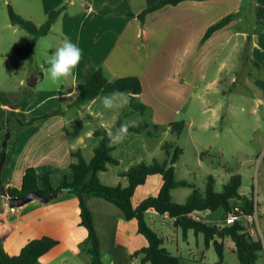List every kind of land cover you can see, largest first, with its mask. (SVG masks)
I'll list each match as a JSON object with an SVG mask.
<instances>
[{
	"label": "crops",
	"instance_id": "obj_1",
	"mask_svg": "<svg viewBox=\"0 0 264 264\" xmlns=\"http://www.w3.org/2000/svg\"><path fill=\"white\" fill-rule=\"evenodd\" d=\"M158 1L40 0L47 16L64 8L49 33L57 39L54 41L55 48L50 46L47 50L52 53L67 38L82 50V58L73 70L71 86H62L61 91L55 89L50 92L55 105L38 113L31 109L32 113L26 114L27 119L21 121L27 123L33 118L61 112L72 104L78 95V85L86 80L84 66L88 62L101 67L110 81L138 77L143 85L139 99L154 109V120H159L158 123H171L180 112L185 100L183 97L193 92H183L181 86L173 94L163 91L165 82L161 85L157 79L159 68L178 70V76L190 78L194 89L198 90L199 67L201 63L205 64V52L209 48H226L231 44L236 52L249 48V60L256 69L253 78L258 85L264 86V27L258 24L264 22V0H250L249 4L246 0L185 1L176 6H165L147 15L145 22L141 23L137 16ZM130 14L135 17H130ZM231 14H238L237 19L201 43L209 27ZM48 35L40 38L37 45ZM223 67L224 64H220V72ZM35 77L38 84L42 74L38 73ZM217 79H214V85ZM153 96L163 102L154 103L150 100ZM97 99L99 97L81 107L67 108L62 115L37 120L19 133L17 149L7 153L2 170V182L7 191L21 188L28 168H35L39 176L52 168L51 182L57 188L65 177H72L70 164L78 161L72 154L80 152L86 162L93 159L94 150L100 142L94 133L112 129L127 105L121 103L112 109L101 105L95 111ZM85 108L88 114H85ZM10 111L11 107L0 97V159L11 123ZM16 112L18 117L21 116V107ZM136 115L140 113L135 112L123 123L129 126L140 124V121L135 123L138 120ZM130 134L133 133H128L126 137ZM113 146L111 155L117 159L114 154L117 146ZM122 149L126 151L129 148L124 145ZM139 153L142 160L150 158L146 146H142ZM118 161V166H109L107 171L100 172L99 180L105 186L127 188L129 181L121 174L127 172L131 165L123 168L122 159ZM152 178L137 189L133 198L135 207L154 196L151 192H160L163 181L156 178L148 184ZM137 194L141 195V201H135ZM85 203L93 216L104 264H149L142 263V255L134 257L136 252L148 246L147 239L138 232L135 219L127 220L116 205L102 198L85 196ZM156 216L161 215L150 209L146 213V221ZM161 217L170 218L168 215ZM191 217L211 225L224 226V214L219 211L195 212ZM80 221L79 203L73 194H65L49 202L36 200L15 211H11L7 199L0 196V247L10 255H18L30 241L51 237L59 244L41 258L40 264H92L91 255L79 248L88 235L87 230L80 226ZM257 226L263 236L264 214L257 213ZM232 247L235 248L234 245Z\"/></svg>",
	"mask_w": 264,
	"mask_h": 264
},
{
	"label": "rangeland",
	"instance_id": "obj_2",
	"mask_svg": "<svg viewBox=\"0 0 264 264\" xmlns=\"http://www.w3.org/2000/svg\"><path fill=\"white\" fill-rule=\"evenodd\" d=\"M9 7L37 28L46 23L48 16L44 13L40 0H0V97L8 106L15 109L21 107L22 115L19 118L24 121L28 117L26 114L32 113L31 109L38 113L53 107L56 101L50 97V92L55 89L59 92L62 86L70 87L73 75L61 79L57 84H52L48 79L49 65L46 58L56 50L50 53L47 48L54 47V41L57 40L52 33L35 47L33 61L16 51V48L24 47L31 36L29 32L10 23ZM205 55V64L201 63L199 67L198 90L194 89L190 78L178 76V70L159 68L157 79L161 85L165 82L163 91L173 94L181 86L183 92L187 91L189 94L193 91L192 95L183 97L185 100L180 112L171 123L155 121L151 106H148L150 112L145 117L136 115L138 120L135 123H149V130L153 135L149 136L147 131L140 135L130 134L116 144L114 154L118 160L122 159L123 168L143 161L163 162L166 159L163 144L173 143L183 150L176 165L177 181L193 183L204 194L210 175L216 181L218 192L233 176L239 175L242 179L240 194L253 197L255 212L264 214V86L258 85L253 78L256 69L249 60V48H241L236 52L233 44L226 48L215 46L209 48ZM222 63L224 67L220 72ZM38 73L42 74V80L35 87H29V80ZM215 78L217 83L214 85ZM103 97L100 96L95 102V111H98V106L101 108L103 105ZM150 100L154 103L162 101L154 96ZM175 103L179 104L178 100ZM84 111L88 114L87 108ZM177 122L186 124L179 136L173 134L170 127ZM156 126L159 127L158 130H155ZM124 145L129 149L124 151ZM142 146H146L149 151L148 160H142L139 153ZM152 177L148 184L157 180L156 178L163 181L160 175ZM192 193L191 188H178L173 191L174 202L184 204ZM138 194L135 201H141V195ZM151 194L154 195L151 197H157L159 192ZM218 211L224 214L222 220L225 221L227 214L223 210ZM147 223L150 229L165 239L164 247L172 255L185 259L187 264L219 263L214 246H206L203 234L197 235L191 230L184 234L175 227L172 219L161 216L151 217ZM255 229L264 244V232L262 236L258 226ZM224 245L223 264H239L238 257L233 252L232 240L226 238Z\"/></svg>",
	"mask_w": 264,
	"mask_h": 264
},
{
	"label": "trees",
	"instance_id": "obj_3",
	"mask_svg": "<svg viewBox=\"0 0 264 264\" xmlns=\"http://www.w3.org/2000/svg\"><path fill=\"white\" fill-rule=\"evenodd\" d=\"M185 1L193 0H159L156 4L144 10L137 17L141 23L145 22L146 16L161 10L165 6H176ZM203 1V0H195ZM249 4L250 0H246ZM245 8L243 7L242 10ZM64 11V8L52 11L46 23L37 28L33 23L28 22L15 13L12 7H9L10 23L29 32L31 38L24 47L16 48V51L25 54L30 61H33L35 47L40 38L47 36L53 24ZM134 18V14H130ZM238 14L226 16L219 22L208 28L202 38L204 43L212 37L214 33L228 26L233 20L237 19ZM264 27V22H258ZM86 80L78 85V95L74 102L65 107V109L81 107L82 104L92 101L100 96H106L113 91H120L127 95L129 103L124 109L116 125L112 128L114 131L130 115L138 112L145 117L150 108L139 99L143 93V85L138 77H125L110 81L101 67H96L88 62L84 66ZM11 123L6 132V137L2 146L1 157L4 153L15 152L18 146L19 133L37 120L48 118L55 115H62L64 111L54 112L48 116L33 118L24 123L18 117L15 107L11 106ZM171 132L179 136L186 127L185 122H177L170 125ZM150 124L142 122L136 126H129L128 133L140 134L147 131L149 136L153 132L149 130ZM159 127L156 126L155 130ZM107 130H98L94 133L96 138H100L99 144L94 150V157L90 162H86L80 152L72 154L77 162L70 164L72 177H65L59 187H54L51 182V175L54 170L50 168L46 174L39 176L35 168H28L23 176L20 189H8L10 197H22L30 193H37L44 199L51 196L58 197L65 194L76 196L80 208V226L87 232V238L80 243L79 248L86 251L92 257V264H104L102 260V251L98 233L94 226V220L91 211L85 203V196H94L102 198L116 205L127 220H136L138 232L143 235L148 246L136 252L134 257L142 255V263L149 264H187L186 260L179 256L172 255L165 247V239L154 232L147 224L146 213L154 209L159 215H168L174 220L176 228H179L186 234L192 230L195 234H203L206 246L213 245L219 263L225 261L224 239L229 238L234 243L233 252L237 255L239 264H263L264 244L255 230L254 235L247 231L243 222H237L234 225H211L202 221L195 220L191 215L195 212H217L223 210L226 214L235 206H241L247 214H253L254 199L240 194L242 179L239 175L233 176L229 183L224 185L220 192L216 191V181L212 175L208 178L207 188L204 194L193 184L186 180H176V165L180 160L183 150L176 147L173 143H165L162 149L165 151L166 159L163 162L154 160L152 163L143 161L132 166L127 172L122 173L121 177L127 178L129 186L122 188L120 186L110 187L103 185L99 180V173L107 171L109 166H118L119 161L112 157L111 153L114 146L109 147V141L106 134ZM160 175L163 178V185L157 197H150L142 201L138 206L133 205V198L137 189L144 186L147 180L152 176ZM178 188H191L193 193L188 197L184 204L174 202L173 191ZM51 201V200H50ZM59 242L51 237H42L30 241L18 255H10L0 247V264H40L41 258L55 248Z\"/></svg>",
	"mask_w": 264,
	"mask_h": 264
},
{
	"label": "clouds",
	"instance_id": "obj_4",
	"mask_svg": "<svg viewBox=\"0 0 264 264\" xmlns=\"http://www.w3.org/2000/svg\"><path fill=\"white\" fill-rule=\"evenodd\" d=\"M82 58V50L73 42L64 39L56 51L46 58L49 65L48 79L52 84H57L61 79H67L73 75V70L78 66ZM71 95V93H69ZM121 103L127 104L129 100L127 95L120 91H113L103 97V106L105 109L119 107ZM129 125L122 123L114 131L107 129L106 134L111 147L124 140L128 134Z\"/></svg>",
	"mask_w": 264,
	"mask_h": 264
},
{
	"label": "water",
	"instance_id": "obj_5",
	"mask_svg": "<svg viewBox=\"0 0 264 264\" xmlns=\"http://www.w3.org/2000/svg\"><path fill=\"white\" fill-rule=\"evenodd\" d=\"M38 81L37 77H32L29 82L28 86L33 88L36 86ZM6 156L7 153H4L3 156L0 159V196L5 197L8 201V206L10 209H17L21 208L33 201H40V202H49L52 199L58 198L57 195L51 196L49 199H44L42 196H40L37 193H30L28 195L22 196V197H10L8 194V191L6 190L3 182H2V170L4 167V164L6 162Z\"/></svg>",
	"mask_w": 264,
	"mask_h": 264
},
{
	"label": "built area",
	"instance_id": "obj_6",
	"mask_svg": "<svg viewBox=\"0 0 264 264\" xmlns=\"http://www.w3.org/2000/svg\"><path fill=\"white\" fill-rule=\"evenodd\" d=\"M15 211V209H11ZM196 220V219H195ZM200 221V220H198ZM237 222H243L247 228V231L254 235L255 227L257 226V213L247 214L241 206H235L230 212L227 213L224 225L230 226Z\"/></svg>",
	"mask_w": 264,
	"mask_h": 264
}]
</instances>
